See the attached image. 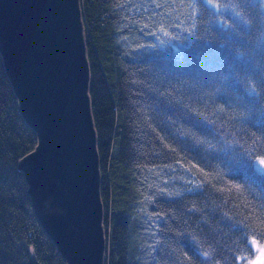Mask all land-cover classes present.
I'll list each match as a JSON object with an SVG mask.
<instances>
[{
  "label": "trees",
  "instance_id": "16d2710c",
  "mask_svg": "<svg viewBox=\"0 0 264 264\" xmlns=\"http://www.w3.org/2000/svg\"><path fill=\"white\" fill-rule=\"evenodd\" d=\"M212 2L81 0L106 264H245L264 246V0ZM36 144L0 53V264H65L18 168Z\"/></svg>",
  "mask_w": 264,
  "mask_h": 264
},
{
  "label": "water",
  "instance_id": "95a60500",
  "mask_svg": "<svg viewBox=\"0 0 264 264\" xmlns=\"http://www.w3.org/2000/svg\"><path fill=\"white\" fill-rule=\"evenodd\" d=\"M0 52L37 144L18 164L65 264H106L98 136L81 0H0Z\"/></svg>",
  "mask_w": 264,
  "mask_h": 264
},
{
  "label": "snow or ice",
  "instance_id": "6c2138e0",
  "mask_svg": "<svg viewBox=\"0 0 264 264\" xmlns=\"http://www.w3.org/2000/svg\"><path fill=\"white\" fill-rule=\"evenodd\" d=\"M203 4L208 7L209 9L211 10H214L218 13H221L222 10L220 9L219 5H214L212 0H203ZM230 15L233 16V18H235L237 20V23L238 24H247L248 21L247 20H243L241 19V14L236 12V13H229ZM221 28L224 27L223 24L220 25ZM234 30V29H233ZM247 95L249 96V102H252V103H258L259 101H257L255 99L256 97V90H255V87H250L249 90H248V93ZM256 167H259V165H255ZM253 243H255V241H253ZM198 254V253H197ZM204 255H207L206 253ZM257 260L259 261V264H264V248L260 249V255L259 257H257ZM251 264H256V261H252Z\"/></svg>",
  "mask_w": 264,
  "mask_h": 264
},
{
  "label": "rangeland",
  "instance_id": "374dc122",
  "mask_svg": "<svg viewBox=\"0 0 264 264\" xmlns=\"http://www.w3.org/2000/svg\"><path fill=\"white\" fill-rule=\"evenodd\" d=\"M256 165H259V167H257V169L264 173V158H258L256 160ZM253 241H251V244L255 250V255L253 258L248 260V263H245V264H251L252 261H256V264H259L257 257H259V255H260V249L264 248V246L257 241H255V243H253Z\"/></svg>",
  "mask_w": 264,
  "mask_h": 264
},
{
  "label": "bare ground",
  "instance_id": "6f19581e",
  "mask_svg": "<svg viewBox=\"0 0 264 264\" xmlns=\"http://www.w3.org/2000/svg\"><path fill=\"white\" fill-rule=\"evenodd\" d=\"M1 53V52H0Z\"/></svg>",
  "mask_w": 264,
  "mask_h": 264
}]
</instances>
